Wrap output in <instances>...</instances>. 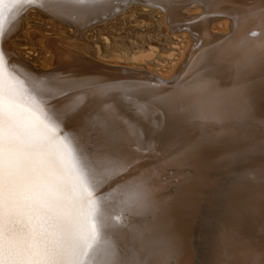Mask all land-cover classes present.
Returning a JSON list of instances; mask_svg holds the SVG:
<instances>
[{"label": "bare ground", "instance_id": "1", "mask_svg": "<svg viewBox=\"0 0 264 264\" xmlns=\"http://www.w3.org/2000/svg\"><path fill=\"white\" fill-rule=\"evenodd\" d=\"M132 4L161 10L174 32H187L190 47L171 75L105 65L56 39H45L55 66L42 69L10 44L34 7L73 25L81 36ZM31 8L7 26L2 47L21 75L34 80L47 105L76 109L65 131L82 126L91 133L81 141L84 153L102 147L105 122L127 132L134 148L159 145L167 152L201 142L199 159L168 175L157 194L158 210L126 216L120 243L139 247L164 234L180 249L178 264H264V183L248 176L264 171V0H108L106 15L71 0ZM216 23L226 30H214ZM70 79L101 84L102 90L61 86ZM249 145L254 150L245 152ZM159 158L150 152L142 163ZM178 191L183 195L177 197Z\"/></svg>", "mask_w": 264, "mask_h": 264}, {"label": "snow or ice", "instance_id": "2", "mask_svg": "<svg viewBox=\"0 0 264 264\" xmlns=\"http://www.w3.org/2000/svg\"><path fill=\"white\" fill-rule=\"evenodd\" d=\"M71 2L106 15L108 0ZM52 3L0 0V264H178L180 249L164 234L139 247H125L119 237L127 215L158 210L157 194L168 175L198 160L201 142L167 152L159 145L134 148L127 132L105 122L102 147L84 153L81 141L91 133L82 126L65 131L76 109L47 105L34 80L21 75L2 47L8 25L27 9ZM61 86L102 90L101 84L83 79ZM246 114L245 106L241 116ZM150 152L164 155L158 163H142ZM248 176L264 183V171Z\"/></svg>", "mask_w": 264, "mask_h": 264}, {"label": "rangeland", "instance_id": "3", "mask_svg": "<svg viewBox=\"0 0 264 264\" xmlns=\"http://www.w3.org/2000/svg\"><path fill=\"white\" fill-rule=\"evenodd\" d=\"M138 14H145L147 19ZM219 24L214 30L225 31L226 25ZM74 28L34 7L22 17L10 44L22 59L42 69L55 66L45 39H56L69 41L63 44L66 49L81 56L91 53L93 59L105 65L136 67L161 76L171 75L190 47L186 31L174 32L164 12L144 4L130 6L114 19L83 31V36Z\"/></svg>", "mask_w": 264, "mask_h": 264}, {"label": "water", "instance_id": "4", "mask_svg": "<svg viewBox=\"0 0 264 264\" xmlns=\"http://www.w3.org/2000/svg\"><path fill=\"white\" fill-rule=\"evenodd\" d=\"M132 5H134V4H132ZM132 5H130V6H132ZM128 8H129V7H128ZM120 13H121V11L118 12V13H116V14H114V15H112V16H109V17L106 18L104 21H102V23H105V22H108V21L114 19V18L117 17Z\"/></svg>", "mask_w": 264, "mask_h": 264}]
</instances>
